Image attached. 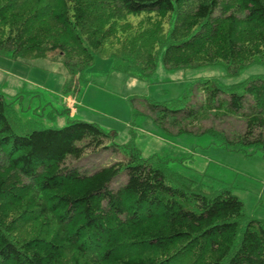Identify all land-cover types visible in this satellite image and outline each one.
Returning a JSON list of instances; mask_svg holds the SVG:
<instances>
[{
    "label": "trees",
    "instance_id": "1",
    "mask_svg": "<svg viewBox=\"0 0 264 264\" xmlns=\"http://www.w3.org/2000/svg\"><path fill=\"white\" fill-rule=\"evenodd\" d=\"M0 53L62 63L74 92L104 55L140 79L160 61L235 76L264 64V0H0ZM148 106L169 135L220 134L264 155V75L207 78ZM111 138L82 120L37 128L0 96V264H264V221L230 187L144 156L132 137ZM102 150L123 155L92 171L79 165Z\"/></svg>",
    "mask_w": 264,
    "mask_h": 264
},
{
    "label": "rangeland",
    "instance_id": "2",
    "mask_svg": "<svg viewBox=\"0 0 264 264\" xmlns=\"http://www.w3.org/2000/svg\"><path fill=\"white\" fill-rule=\"evenodd\" d=\"M121 63L112 56H96L78 80L79 91L74 92L70 89L71 75L62 63L48 58L16 59L0 53V96L37 128H59L71 120H82L98 124L112 136L109 141L118 145L132 137L144 156L158 152L171 158L172 168L183 167L194 179L216 188L230 187L244 202L247 216L264 221L261 150L250 153L233 149L232 144L222 143L220 134L169 135L148 115V102L169 103L187 91L189 94L196 81L207 78L231 85L264 75V64L253 63L239 74L228 76L223 65L168 69L160 61L154 73L140 79L117 69ZM71 95L76 97L73 114L66 102ZM152 135L159 136L165 146L153 143ZM122 155L113 150L87 152L79 165L92 171L112 164ZM124 180L125 176L119 179Z\"/></svg>",
    "mask_w": 264,
    "mask_h": 264
},
{
    "label": "crops",
    "instance_id": "3",
    "mask_svg": "<svg viewBox=\"0 0 264 264\" xmlns=\"http://www.w3.org/2000/svg\"><path fill=\"white\" fill-rule=\"evenodd\" d=\"M76 101V100H75ZM66 102H68V106H70V108H71V104L74 102V99H73V97H71V96H69V97H67V101ZM76 111V109H71V113L73 114L74 112ZM152 139V142L153 143H156V145H162L163 147L165 146V143H162L161 142V139H160V137L159 136H150Z\"/></svg>",
    "mask_w": 264,
    "mask_h": 264
}]
</instances>
